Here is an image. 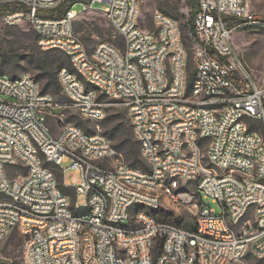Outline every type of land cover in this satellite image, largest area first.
Returning <instances> with one entry per match:
<instances>
[{
  "label": "built area",
  "instance_id": "1",
  "mask_svg": "<svg viewBox=\"0 0 264 264\" xmlns=\"http://www.w3.org/2000/svg\"><path fill=\"white\" fill-rule=\"evenodd\" d=\"M195 1L190 72L178 23L156 12L155 29L141 28L137 0H0L15 7L1 17L5 25L29 23L38 48L59 51L69 63L58 71L62 104L28 75H0V241L13 232L23 238L22 264L264 258V86L232 39L264 30V13L248 0ZM78 2L80 13L73 10ZM95 5L105 6L97 11L120 44L89 50L76 34V20ZM111 107L125 112L148 171L119 161L98 129L86 133L52 114L71 108L99 122ZM63 163L80 176L79 186L63 180ZM80 194L84 207L75 203ZM165 206L186 210L193 230L157 221Z\"/></svg>",
  "mask_w": 264,
  "mask_h": 264
},
{
  "label": "rangeland",
  "instance_id": "2",
  "mask_svg": "<svg viewBox=\"0 0 264 264\" xmlns=\"http://www.w3.org/2000/svg\"><path fill=\"white\" fill-rule=\"evenodd\" d=\"M139 3V25L141 28L153 31L155 29L152 22V15L156 12L167 15L173 18L179 25L181 39L185 44L187 51L188 70L193 71L195 65V48L196 43L190 30V13L192 11L190 0H137ZM250 9L255 13H264V0H248ZM83 4L76 3L73 10L77 13L82 11ZM95 11H88L80 16L75 24L74 29L78 37L85 43L89 50L93 49L100 42H108L115 45L120 44V39L115 36V32L110 27L108 21L100 11L105 8L104 5H95L92 7ZM35 34L29 23H21L16 26H7L3 23L0 16V74L11 79H18L23 75L30 76L36 81L43 91L47 80L43 77V73L36 69V65L31 62V57L37 51H41L34 41ZM236 52L247 66L251 69L255 81L258 85L264 86V30L256 32H240L235 33L232 37ZM60 61L56 62V66ZM65 66H68L65 64ZM43 93V92H42ZM48 94L54 99L57 104L67 102V98L60 92L58 94L49 91ZM103 99L102 97H100ZM104 100V99H103ZM63 115V124L72 123L80 127L85 132L92 133L97 129L111 139L115 144L120 141L122 134L117 127L124 125L130 127V121L125 112L119 108L111 107L99 122H94L81 117L71 108L62 110L56 108L52 114ZM47 125L50 127L54 135H57L59 130L57 122L54 118L49 117ZM114 137L111 138L110 136ZM119 161L130 166V162L121 154ZM144 165L149 170L146 162L142 160ZM65 172L63 180L68 182L71 187L79 186L81 178L73 170L67 169L69 163L62 164ZM131 167V166H130ZM56 175L58 183L61 185L62 175L59 169L51 166ZM141 170L140 168H137ZM69 196L73 199V190H69ZM76 206L84 207L87 204V199L84 195H77L75 199ZM205 204L214 209L215 212L220 211L217 203H212L210 198L205 200ZM165 205V203H164ZM161 222H168L181 228L193 230V220L191 215L184 209L175 208L172 206L164 207ZM181 222V223H180ZM179 227V226H178ZM23 238L13 232L6 239L0 241V264H22L21 250ZM238 264H264V258L255 259L247 257L244 261Z\"/></svg>",
  "mask_w": 264,
  "mask_h": 264
},
{
  "label": "trees",
  "instance_id": "3",
  "mask_svg": "<svg viewBox=\"0 0 264 264\" xmlns=\"http://www.w3.org/2000/svg\"><path fill=\"white\" fill-rule=\"evenodd\" d=\"M191 2V8L192 11L190 13V30L193 35L192 30V22L194 15L197 12L196 7V1L190 0ZM69 5V2L64 3L55 13L56 15H60L63 13V10ZM15 7L12 6H0V16L2 17L5 13H7L10 10H13ZM34 41L36 43V37L34 38ZM184 47L185 44L183 43ZM186 48V47H185ZM60 61L59 65L56 66V62ZM31 62L36 65V69L43 73V77L47 80V83L43 89V93L48 94L49 91H52L55 94H58L61 92L60 84L58 81V71L61 68H69V63L67 58L64 54H62L59 51L51 50V51H37L35 54L31 57ZM67 64L68 66H65ZM2 75V74H0ZM5 76V75H2ZM117 130H119L122 134V137L119 142L113 144V147L115 150L121 155L123 154L125 156V159L130 162V166L132 168H140L142 171H147L146 166L142 162V157L140 155V147L137 140L134 138L132 133V127L130 124V127H126L124 125H119L117 127ZM89 133V132H86ZM107 137V136H106ZM111 138L114 136L111 135ZM108 138V137H107ZM109 139V138H108ZM111 140V139H109ZM112 142V141H111ZM61 187V185H60ZM61 189L69 193V190L71 189H64L61 187ZM85 212V211H84ZM156 220L161 222L163 215L159 214L156 215ZM181 223V222H180ZM180 227V224L178 225Z\"/></svg>",
  "mask_w": 264,
  "mask_h": 264
}]
</instances>
